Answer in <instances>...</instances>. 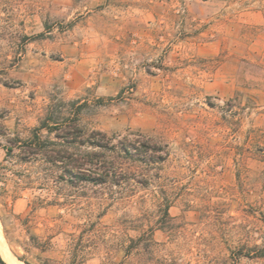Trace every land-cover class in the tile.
<instances>
[{
    "label": "rangeland",
    "instance_id": "1",
    "mask_svg": "<svg viewBox=\"0 0 264 264\" xmlns=\"http://www.w3.org/2000/svg\"><path fill=\"white\" fill-rule=\"evenodd\" d=\"M0 162L8 264L36 197L39 235L64 214L109 246L120 222L186 264H264L242 248L264 245V0H0Z\"/></svg>",
    "mask_w": 264,
    "mask_h": 264
},
{
    "label": "trees",
    "instance_id": "2",
    "mask_svg": "<svg viewBox=\"0 0 264 264\" xmlns=\"http://www.w3.org/2000/svg\"><path fill=\"white\" fill-rule=\"evenodd\" d=\"M10 151H12V148H7V152ZM135 182L142 186L145 185L142 181ZM117 183L122 187L121 181ZM46 201V199L36 197L32 202L33 207L30 206L27 214L24 217L18 216L25 232V239L19 242L24 254L19 255L14 251L13 253L24 264H88L91 259L89 258L91 251L97 250L101 245L107 251L110 248H114L118 252H125V255L117 258L104 257L100 259L99 264H186L174 252L159 255V252L162 251L160 249L162 245L155 242L141 226H128L118 222L114 225V244L109 246L110 240L107 238L111 229L109 226L98 222L94 223L89 229L81 230L80 225H75L72 229L66 231V226L70 225L69 220L65 218L64 214H57L45 219L43 222L45 233L39 235L35 233V229H37V225L40 222L36 214L37 208L34 207V204ZM158 201L160 207H164L166 215H169L168 211L172 206V202L167 200L164 203L160 199ZM54 203L57 205L59 203L58 199L48 202V205ZM133 229L139 231V236H129V231ZM61 242H64V244L61 245ZM242 248L255 252V254H251V252L246 254L249 259L264 260V245H254L249 248L247 244H244ZM58 250L63 253L61 256L51 255ZM133 253H136L137 256L132 257ZM240 255L244 256L243 254ZM233 257H235L237 262L241 258V256L236 257L234 253ZM0 264H8L1 253Z\"/></svg>",
    "mask_w": 264,
    "mask_h": 264
},
{
    "label": "bare ground",
    "instance_id": "3",
    "mask_svg": "<svg viewBox=\"0 0 264 264\" xmlns=\"http://www.w3.org/2000/svg\"><path fill=\"white\" fill-rule=\"evenodd\" d=\"M2 234V233H1ZM0 253L2 254V255H4V245H3V243H2V237H1V235H0ZM4 256H6V255H4ZM7 260V259H6Z\"/></svg>",
    "mask_w": 264,
    "mask_h": 264
},
{
    "label": "water",
    "instance_id": "4",
    "mask_svg": "<svg viewBox=\"0 0 264 264\" xmlns=\"http://www.w3.org/2000/svg\"><path fill=\"white\" fill-rule=\"evenodd\" d=\"M5 243H6V241H5Z\"/></svg>",
    "mask_w": 264,
    "mask_h": 264
}]
</instances>
